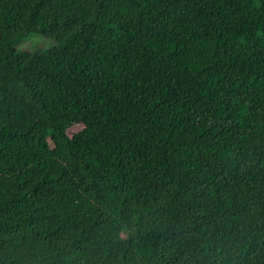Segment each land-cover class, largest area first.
I'll list each match as a JSON object with an SVG mask.
<instances>
[{
  "label": "trees",
  "instance_id": "trees-1",
  "mask_svg": "<svg viewBox=\"0 0 264 264\" xmlns=\"http://www.w3.org/2000/svg\"><path fill=\"white\" fill-rule=\"evenodd\" d=\"M0 264H264V0H0Z\"/></svg>",
  "mask_w": 264,
  "mask_h": 264
},
{
  "label": "rangeland",
  "instance_id": "rangeland-1",
  "mask_svg": "<svg viewBox=\"0 0 264 264\" xmlns=\"http://www.w3.org/2000/svg\"><path fill=\"white\" fill-rule=\"evenodd\" d=\"M26 45L33 50L49 47L48 41L45 40L44 37L39 35H33L32 37H30V39L26 41Z\"/></svg>",
  "mask_w": 264,
  "mask_h": 264
}]
</instances>
